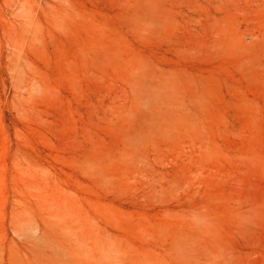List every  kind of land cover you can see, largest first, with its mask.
Instances as JSON below:
<instances>
[{"label":"rangeland","instance_id":"374dc122","mask_svg":"<svg viewBox=\"0 0 264 264\" xmlns=\"http://www.w3.org/2000/svg\"><path fill=\"white\" fill-rule=\"evenodd\" d=\"M0 264H264V0H0Z\"/></svg>","mask_w":264,"mask_h":264},{"label":"bare ground","instance_id":"6f19581e","mask_svg":"<svg viewBox=\"0 0 264 264\" xmlns=\"http://www.w3.org/2000/svg\"><path fill=\"white\" fill-rule=\"evenodd\" d=\"M165 98L163 96H161L160 94L158 95V93L154 92L151 94H148V96L146 97V100L148 103H151L153 107L157 108L158 107V102L163 101Z\"/></svg>","mask_w":264,"mask_h":264}]
</instances>
